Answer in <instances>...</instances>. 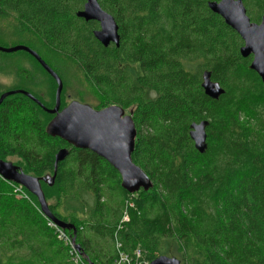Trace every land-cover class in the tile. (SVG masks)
Returning <instances> with one entry per match:
<instances>
[{
  "label": "trees",
  "instance_id": "1",
  "mask_svg": "<svg viewBox=\"0 0 264 264\" xmlns=\"http://www.w3.org/2000/svg\"><path fill=\"white\" fill-rule=\"evenodd\" d=\"M209 1L99 0L121 35L119 46H104L94 35L99 23L76 14L86 0H0V17L85 73L104 98L100 108L132 109L133 160L153 181L129 193L108 161L48 134L52 114L23 95L6 98L0 159L17 157L11 162L43 177L69 148L54 184L41 183L52 213L76 233L62 235L34 194L0 175V264H89L83 254L115 264L138 249L149 263L162 238L177 243L181 257L172 256L182 264H264V81ZM243 1L259 22L264 0ZM205 71L225 90L217 99L204 92ZM202 120L203 153L190 136Z\"/></svg>",
  "mask_w": 264,
  "mask_h": 264
},
{
  "label": "water",
  "instance_id": "2",
  "mask_svg": "<svg viewBox=\"0 0 264 264\" xmlns=\"http://www.w3.org/2000/svg\"><path fill=\"white\" fill-rule=\"evenodd\" d=\"M209 8L219 14L226 24L232 27L242 38L243 45L240 48L241 55H252L250 68L256 71L264 81V13L261 21L253 22L247 13L243 0H211ZM77 16L86 21L95 20L100 23V28L94 30V35L104 46L110 44L120 45L121 35L119 25L115 17L105 10L99 0H86L82 9L77 11ZM0 51L13 53L25 51L33 56L38 63L56 81V102L49 108L27 90H11L0 95V105L11 95L24 94L34 100L40 107L50 114H55L47 125V132L51 136H58L69 144L88 149L108 161L121 175V186L129 193H136L141 189L149 190L153 187V181L148 174L133 160V152L137 140V127L131 114L117 104H111L102 109H95L88 103L73 100L68 106L60 110L61 94L64 83L61 76L43 59L33 48L25 44H17L12 47L0 45ZM202 87L206 95L217 99L223 93L224 88L218 81L211 78V72H203ZM208 120L193 122L190 125V136L196 149L203 153L208 147L206 128ZM70 153L67 147L59 149L55 155L54 172L43 177L24 172V170L11 161L0 159V175L13 181L34 194L39 201L42 212L63 230H73L74 224L58 219L50 210L42 188L41 181L52 186L56 180L58 165ZM75 238H73V243ZM79 251V245L75 246ZM89 264H95L85 254ZM148 264H182L181 260L174 256L161 255Z\"/></svg>",
  "mask_w": 264,
  "mask_h": 264
},
{
  "label": "rangeland",
  "instance_id": "3",
  "mask_svg": "<svg viewBox=\"0 0 264 264\" xmlns=\"http://www.w3.org/2000/svg\"><path fill=\"white\" fill-rule=\"evenodd\" d=\"M251 11L253 13L251 15L255 16V12ZM251 15L249 16L252 18ZM252 21L258 22L254 19ZM32 40V37L28 34L21 32L16 19L0 17V45L12 47L25 43L34 46L42 57L60 74L64 81V90L61 97L62 105L68 104L72 100H79L98 109L102 106L103 96L88 82L85 73L81 69L75 66L73 62L56 56L39 43L35 44ZM30 42L35 45H31ZM19 86L29 89L48 106L53 107L55 105L56 81L41 68L32 56L24 51L13 53L0 51V93ZM131 111L132 109H127L128 113ZM8 160L16 163L19 158L9 157ZM50 202L56 203L57 198H51ZM63 212L67 213L64 210ZM154 251L157 257L161 255L181 257L177 249V243L168 238H162Z\"/></svg>",
  "mask_w": 264,
  "mask_h": 264
},
{
  "label": "built area",
  "instance_id": "4",
  "mask_svg": "<svg viewBox=\"0 0 264 264\" xmlns=\"http://www.w3.org/2000/svg\"><path fill=\"white\" fill-rule=\"evenodd\" d=\"M125 218L128 219V217H125ZM52 224L55 225L60 230L62 235L65 236V233L63 232V229L58 227L55 223H52ZM141 255H142V253H141V251L139 249L136 250L135 256H133V257H130L129 255L121 252L120 253V257H119V259L117 260V262L115 264H148V262L141 260Z\"/></svg>",
  "mask_w": 264,
  "mask_h": 264
},
{
  "label": "flooded vegetation",
  "instance_id": "5",
  "mask_svg": "<svg viewBox=\"0 0 264 264\" xmlns=\"http://www.w3.org/2000/svg\"><path fill=\"white\" fill-rule=\"evenodd\" d=\"M261 21V20H260ZM259 21V22H260ZM98 22V21H97ZM258 22V23H259ZM99 23V22H98ZM99 28H100V23H99ZM36 60V59H35ZM37 61V60H36ZM38 62V61H37ZM49 74V73H48ZM50 75V74H49ZM51 76V75H50ZM52 77V76H51ZM53 78V77H52ZM54 79V78H53ZM55 80V79H54ZM18 89H22V90H27V91H29L30 93H32L36 98H38L41 102H43L42 101V99L40 98V97H38L36 94H34L33 92H31L29 89H27V88H25L24 86H19V87H15V88H12V89H10V90H8V91H11V90H18ZM4 92H7V91H4ZM4 92H1L0 93V95L2 94V93H4ZM14 95H16V94H14ZM14 95H11V96H8L7 98H9V97H13ZM17 95H23V96H25V97H27L26 95H24V94H21V93H18ZM61 97H62V95H61ZM27 98H29V97H27ZM30 100H32L31 98H29ZM32 101H34V100H32ZM73 101V100H72ZM35 102V101H34ZM36 103V102H35ZM70 103V102H69ZM69 103L68 104H65V105H62V99H61V106H60V110H62L64 107H66V106H68L69 105ZM44 104V103H43ZM92 106V105H91ZM54 107V106H53ZM63 107V108H62ZM93 107V106H92ZM49 108H52V107H49ZM95 108V107H94ZM95 109H98V108H95ZM100 109H102V108H100ZM132 112V111H131ZM131 112L130 113H128L127 111H126V113L127 114H131ZM53 116L55 115V114H52Z\"/></svg>",
  "mask_w": 264,
  "mask_h": 264
}]
</instances>
